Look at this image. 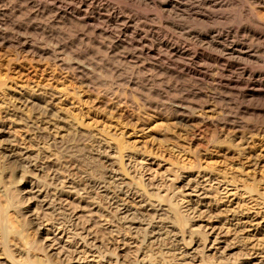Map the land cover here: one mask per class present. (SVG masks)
Masks as SVG:
<instances>
[{
	"label": "rangeland",
	"instance_id": "1",
	"mask_svg": "<svg viewBox=\"0 0 264 264\" xmlns=\"http://www.w3.org/2000/svg\"><path fill=\"white\" fill-rule=\"evenodd\" d=\"M252 2L214 7L201 0H96L94 8L78 14L72 0H0L6 39L26 40L47 52L40 59L0 46V142L11 150L4 151L9 157L4 161H15L21 171L44 163V156L61 158L63 170L47 189L28 174L24 178L33 198L28 204L39 208L43 221L33 236L56 264H264V205L249 201L240 182L263 180L264 193V39L255 36L264 37V7ZM210 27L232 31L252 57H234L226 51L228 41L198 35ZM165 41L202 55L174 54ZM56 60L81 79L60 71ZM243 67L260 72L255 88L242 77ZM231 79L240 84L230 85ZM127 84L144 86L131 91L133 102H157V116L148 114L166 121L165 141L141 132L147 126L141 114L113 99ZM180 103L211 105L237 128L196 123L202 129L199 141L194 128L176 120ZM36 117L44 122L34 124ZM105 134L133 146L122 158L129 175L121 171L119 153ZM169 168L173 174L181 168L179 181ZM225 176L236 177V184H222ZM60 184L66 185L62 200L49 194ZM215 188L224 200L216 201ZM151 194L174 196L172 202L190 218L184 232L174 228L166 203ZM72 203L80 206L74 212ZM45 214L53 220L46 222ZM8 215L13 216L10 209ZM195 230L208 239L191 235Z\"/></svg>",
	"mask_w": 264,
	"mask_h": 264
},
{
	"label": "bare ground",
	"instance_id": "2",
	"mask_svg": "<svg viewBox=\"0 0 264 264\" xmlns=\"http://www.w3.org/2000/svg\"><path fill=\"white\" fill-rule=\"evenodd\" d=\"M72 1H74V2L76 1V3L78 4L77 9H75V11H74L75 13L77 12L78 14H80L81 11L84 8H88V9L89 8L90 9L94 8L93 4L96 2V0H72ZM201 1L204 4H208V5H211V6H214V7H218V6L220 7L221 5H224V4L227 5V3L228 4L231 3V0H201ZM252 3L254 5L258 6V7H264V0H253ZM201 13H203V12H201ZM208 18H209V16H208ZM226 30H216V29L210 27L209 29H207L205 31V33H203V34L201 33V34H198V35H200L201 38L205 39L207 37V35L212 34V35L216 36L217 39H221L222 38V39H224V41H228V44L225 47L226 51H227V53H229L230 55H232L234 57L250 56V55L252 57V54H251L252 51L250 52L248 50L246 42H244L242 40H235V37H233V34H232L233 32L230 31V30L229 31H226ZM255 36H258L259 39H261V38L264 39V37H262L263 35L260 34V33L259 34H255ZM6 37L7 36H5V33L0 28V46L8 45V47H16V49L18 51H20V53H26V54L28 53L30 55L32 54V55L38 56L40 59H43L44 56L47 55V52L36 50L30 44L31 42H27L26 40L16 39V38H15L16 40L12 41L11 39H6ZM164 43H165V46L167 47V49L169 51H171L172 53H174V54L175 53H182L183 54V53H189L190 52L189 47L187 48L184 45L182 47H172V44H169L166 41ZM190 54H191L190 56H192V58L202 55L201 53H199L197 51L190 52ZM55 63H56L55 67H58V69L60 71H66V72L69 73V75L73 76L74 78L81 79V77L77 73V71L70 70L69 67H66V64H65L66 62H64L63 60H56ZM195 71L199 72V73H202V71H198V70H195ZM254 73L249 71V69L247 70L246 67L241 68L242 77H244L245 79L249 78V80H253V84L251 83L252 84L251 86H253V88H255L257 86V84H259L260 79H261V77H260L261 75H259L260 72L258 73V75H255ZM227 80H228V78H227ZM249 80H247V81H249ZM244 81L245 80H243V82ZM245 83H246V81H245ZM231 84H238L239 85L240 81H238V80L234 81V80L231 79L230 85ZM1 86H3V83L0 82V87ZM143 88H144V86H139L138 85V86L135 87V86L127 84V88H126L125 92H123V95H121V94L120 95H118V94L114 95L113 99L117 100L118 102H120L121 104H123L125 106L130 107L133 110L135 109L136 111H138L141 114V118H144L146 120L145 126L147 125L146 127H144V129H142L141 132L149 133L151 136H153V138H155L157 140L162 139L163 141H165L164 134H165L166 126H167L166 121H164L163 118H161L162 116L161 117L159 116L158 119H157V117L156 118L155 117H151L148 114L149 111H154V112H156V116H157V108H158L157 102H155L154 100L145 99V98H139V99L137 98L138 101L135 100V102H133L132 99L130 98V96L131 97L133 96L131 94L132 90H134V89L141 90ZM129 93H130V95H129ZM7 109H9V108H7ZM174 114H175V118H176V120H178L179 124H184V125H186L188 127L194 128V129H192V132H193L194 136L199 137V139H198L199 141L202 140L201 137H200L202 129H201V127L200 128L196 127L197 124L202 125L203 127H205V126H214V127H217V128L223 127V129L225 127H231L232 129L237 128V126L234 123H229L227 120L223 121V119H221L217 115L216 110L211 105L203 106V107L201 106L200 108H193V107H190V106H186L183 103H180V104L175 106ZM75 121H76V119H75ZM38 122H44V121L43 120H39L36 117L34 124H37ZM47 123H49V121ZM81 125H82V123H81ZM220 129H222V128H220ZM0 134H1V130H0ZM105 135L109 138V140L111 142L113 141L114 144H115L117 152L119 153V156H120L119 157L120 158L119 159L120 160L119 167H121V171L126 174L125 176L129 175V172H127V169L124 166L122 158H123V154H124L123 152L126 151V150H130V149L133 150V146H130L131 144H126V142H124V140L122 138H117V137L113 138L109 134H105ZM110 141H108V142H110ZM213 142H214V140H213ZM58 144L59 143L56 142V145H57L56 147H58ZM0 149H1V151H0V264H56L52 260L53 256L49 254V251L46 248V246L43 244V242L40 239H35L34 236H33V234L35 232L40 231V227L43 225V221H41L42 217H40L38 215L39 208L37 207V208H35L36 209L35 210V209L32 208V206L30 207V205L28 204V201H31V199H33V198L30 197V195H27V194L31 193V191L27 192V188H29V184H27V182H26V180H24V178H25V174H28L30 177H32L33 179L38 181V183H37L38 187H44L45 186L46 189H47V187H48L47 185H50V184H48V181L55 180L56 177H57V174H60L61 171L63 170V166H61V158L59 157L56 161H54V160L49 161V157L44 156L43 158L42 157L40 158L43 161L46 159V161L44 163L41 162L39 164L32 165L30 167L25 168L23 171H21V170H19V168L16 165L15 161L13 162L14 164L12 162H8L7 160L4 161V158L5 159L9 158V157L5 156L4 151L11 153V150H9V147H4L3 145H1V142H0ZM134 152H135V150H134ZM199 167H200V165L199 166L197 165V167H193V168L194 169H196V168L198 169ZM180 169H179V171L175 172V174H173L171 168L168 169V170H170V174H172L174 176V182H177L180 179V174L178 173V172H180ZM51 170H52L51 175L50 176L47 175V172L51 171ZM204 170H205V168H204ZM208 170L210 171L211 169L208 168ZM212 171L218 172V174H221V176L223 175V177H224V174L227 175L226 174L227 172H223L222 170L218 171V169H216V168L212 169ZM227 176H229V175H227ZM225 179L226 180L224 181V183H222L224 185H229L230 183H232V185H234L237 182L236 177H232V176L226 177L225 176ZM228 179H230V180H228ZM249 180L248 179L240 180V182L244 181V183H243L244 184L243 188L245 189V193L244 194H249V197H248L249 201L252 200V202L253 201L257 202V200L260 199V202H257L255 204L256 207H258L259 205H264V193L263 192L261 193V191H262L261 188L262 187H260V184L261 183L263 184V182H262L263 180H261V182L257 181V179L255 180V178L250 180V181ZM23 181L27 185L25 187H20V186L18 187V184L23 183ZM141 181H142V179H141ZM141 181L138 183V185L141 188H143L145 193H147V187ZM220 182L221 181H219V183ZM60 185H62V186L59 189L56 186L52 190V192H50L49 194L52 195L55 198L57 197V199H61L62 200V196L64 194H66V192H65L66 185L65 184H60ZM172 188H173L172 185H170L168 187V191L170 190V193L172 191ZM215 190H217V189L215 188ZM172 192H174V191H172ZM213 192H215V194H216V201L220 202V200L223 199V197L222 198L220 197V196H222L220 194V190L213 191ZM242 194H243V192H242ZM254 194L257 197L253 196ZM149 197L150 198L154 197V199L155 198L158 199L159 202H161L163 204L166 203V205L168 206L169 212H171L172 215H173L172 217L174 219V221H173L174 228L176 226V229H178L180 231V233L184 232V230H185L184 228H186L187 224H189L190 218H188V216L187 217L184 216V213L180 209L179 203H176L175 201L172 202V199L174 198V196L170 197L169 195L161 196V195H158V194H151ZM255 198H257V199H255ZM71 205H73V206H71V210H73V212L80 207V206L76 205V203H72ZM245 205H246V203H245ZM246 208L247 209H245V210L249 211L253 207H250V208L246 207ZM9 209L12 211V215H13L11 218H10V215H8V210ZM227 211H229V210H227ZM258 213L259 212H256V214H258ZM49 215L50 214H45V217H46L45 221L46 222L50 221L52 219V217H53V216L51 217ZM98 217H99V214H98ZM99 230H101V229H99ZM105 230L106 229H103L101 232H103V234H102L103 238H105V240H107L106 234H108V231L106 232ZM120 230H122V229H120ZM193 233H197L199 235V237H200V240H202L203 242H205L208 239L207 236L204 233L200 232V231H196L195 230V232H191V235ZM128 235H130V233ZM108 236L110 237V234ZM116 240L114 242H116ZM192 241H193V238L191 237L190 241H187V242L185 241V242H186L187 245H189L190 243H192ZM102 243H104V242H102ZM125 244L127 245V243H125ZM151 247L150 248H146V249L148 251H152L153 247L152 248ZM139 248H137V252H139ZM115 249H117V248H115ZM110 251H111V249H110ZM111 252H113V251H111ZM136 253H134V251H133V254L136 255ZM114 254L118 255L116 252ZM161 254H162V251H161ZM125 256H127V255H125ZM164 256H166V255H164ZM204 260L202 259L201 261H204ZM224 260H222V261H224ZM156 261L157 260H155V262ZM206 262L212 263L213 261L209 260V258H208V261H206ZM235 262L236 261H234L233 264H236ZM156 263H159V262H156Z\"/></svg>",
	"mask_w": 264,
	"mask_h": 264
}]
</instances>
